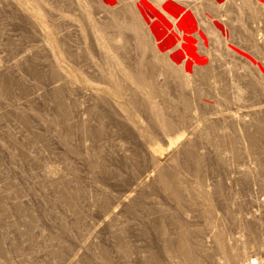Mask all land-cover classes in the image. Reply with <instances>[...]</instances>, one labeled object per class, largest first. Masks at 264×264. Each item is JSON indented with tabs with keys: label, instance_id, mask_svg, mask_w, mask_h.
<instances>
[{
	"label": "rangeland",
	"instance_id": "374dc122",
	"mask_svg": "<svg viewBox=\"0 0 264 264\" xmlns=\"http://www.w3.org/2000/svg\"><path fill=\"white\" fill-rule=\"evenodd\" d=\"M0 264H264V0H0Z\"/></svg>",
	"mask_w": 264,
	"mask_h": 264
},
{
	"label": "bare ground",
	"instance_id": "6f19581e",
	"mask_svg": "<svg viewBox=\"0 0 264 264\" xmlns=\"http://www.w3.org/2000/svg\"><path fill=\"white\" fill-rule=\"evenodd\" d=\"M139 4L141 5V6H140V9H141L143 12L146 11L145 5H144L143 3H141V2H139ZM164 17H165V16H164L163 12L159 10V11L154 15V19H155V20H154V24H159L160 22H163ZM156 34H157L156 36L158 37V36H159V33H156ZM189 54H190V53H189ZM189 54H188L186 48H185V49L182 48V49L179 50L178 53H176V54H172V55L169 56L170 61L173 62V63H175V65H177L176 69H177V71H178L181 75L183 74L184 69L180 66V62H181V60L183 59V57H189ZM185 106H186V110H187L188 112H190V113L193 114V112H194L195 110L193 109L192 104H191V102L189 101V99H186V100H185ZM190 113H189V114H190ZM228 118H229V119H232V117H228ZM160 181H161V183H163V186H165V187L167 188L168 183H167V181H166V179H165L164 176L161 177ZM171 192H172V191H171ZM169 194H170V193H169ZM174 194H175V193H174ZM172 196H175V195H172ZM105 208H106V207H105ZM177 248L179 249V251H183L181 245L177 244Z\"/></svg>",
	"mask_w": 264,
	"mask_h": 264
}]
</instances>
